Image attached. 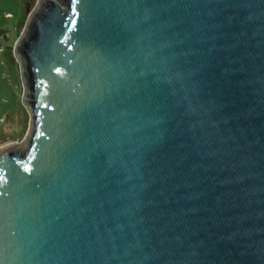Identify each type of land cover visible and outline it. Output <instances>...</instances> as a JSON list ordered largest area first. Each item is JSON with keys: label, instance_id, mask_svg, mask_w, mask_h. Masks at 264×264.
I'll return each mask as SVG.
<instances>
[{"label": "water", "instance_id": "95a60500", "mask_svg": "<svg viewBox=\"0 0 264 264\" xmlns=\"http://www.w3.org/2000/svg\"><path fill=\"white\" fill-rule=\"evenodd\" d=\"M14 54L0 264H264V0H37Z\"/></svg>", "mask_w": 264, "mask_h": 264}, {"label": "rangeland", "instance_id": "374dc122", "mask_svg": "<svg viewBox=\"0 0 264 264\" xmlns=\"http://www.w3.org/2000/svg\"><path fill=\"white\" fill-rule=\"evenodd\" d=\"M37 0H0V147L23 142L30 128V113L23 102L24 83L14 45ZM12 46V50L11 47Z\"/></svg>", "mask_w": 264, "mask_h": 264}, {"label": "trees", "instance_id": "16d2710c", "mask_svg": "<svg viewBox=\"0 0 264 264\" xmlns=\"http://www.w3.org/2000/svg\"><path fill=\"white\" fill-rule=\"evenodd\" d=\"M7 33H8V32H6L5 30H2V31L0 32V38H2L3 40H8V39H9V36L7 35ZM9 48H11V50H12V46L9 47Z\"/></svg>", "mask_w": 264, "mask_h": 264}]
</instances>
